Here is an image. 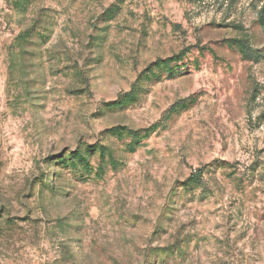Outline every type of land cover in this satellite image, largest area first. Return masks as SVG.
<instances>
[{"label":"rangeland","instance_id":"obj_1","mask_svg":"<svg viewBox=\"0 0 264 264\" xmlns=\"http://www.w3.org/2000/svg\"><path fill=\"white\" fill-rule=\"evenodd\" d=\"M263 6L0 0V264H264Z\"/></svg>","mask_w":264,"mask_h":264},{"label":"trees","instance_id":"obj_2","mask_svg":"<svg viewBox=\"0 0 264 264\" xmlns=\"http://www.w3.org/2000/svg\"><path fill=\"white\" fill-rule=\"evenodd\" d=\"M259 21L264 26V6L260 11ZM173 61H174V58L169 59L166 62H162L160 64H157V67H160V66L167 67V68H169L170 72L173 73L175 69H174V67L172 68L171 64H169V63H172ZM129 97H130V99H129L130 101L134 100L133 94H129Z\"/></svg>","mask_w":264,"mask_h":264}]
</instances>
